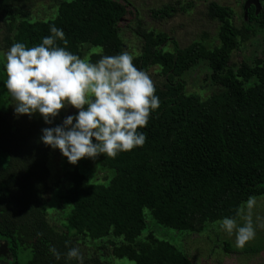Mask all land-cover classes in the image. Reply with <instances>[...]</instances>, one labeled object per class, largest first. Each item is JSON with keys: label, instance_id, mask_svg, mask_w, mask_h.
Wrapping results in <instances>:
<instances>
[{"label": "trees", "instance_id": "trees-1", "mask_svg": "<svg viewBox=\"0 0 264 264\" xmlns=\"http://www.w3.org/2000/svg\"><path fill=\"white\" fill-rule=\"evenodd\" d=\"M31 1L0 0L8 48L14 42L38 44L55 25L64 31L68 50L82 58L85 48H99L95 62L125 51L121 25L131 17L142 42L134 64L147 73L158 68L163 85L154 84L160 107L140 130L145 144L104 159L114 173L107 184L92 182L78 169L66 173L65 232H59L47 213L53 149L40 138L42 129L62 124L63 111L52 125L39 114L17 116L0 59V264H76L63 255L57 261L49 249L63 254L66 241L79 246L81 240H110L111 257L119 262L193 264L170 241L145 234V210L164 228L200 233L234 216L250 196H264V0H258L259 9L244 7L241 28L231 8L210 3L208 18L220 24L219 45L195 42L187 48L147 30L128 0H63L45 21L28 17ZM181 5L154 9L152 18L171 19L185 11ZM255 27L263 34L262 56L232 65V54L257 33ZM202 63L210 70L208 80L222 89L207 100L188 94L182 79Z\"/></svg>", "mask_w": 264, "mask_h": 264}, {"label": "clouds", "instance_id": "clouds-1", "mask_svg": "<svg viewBox=\"0 0 264 264\" xmlns=\"http://www.w3.org/2000/svg\"><path fill=\"white\" fill-rule=\"evenodd\" d=\"M49 32L38 44L14 42L3 53L4 85L15 114H39L45 124L52 125L64 109H76L78 114L67 116L62 124L42 129L40 138L74 166L85 158H115L142 147L147 137L140 130L160 107L149 74L135 66L128 51L91 62L68 50L62 29L51 25ZM256 203L257 198L250 196L234 216L218 221L223 232L235 235L237 248L243 249L256 236ZM65 247L63 254L54 246L49 251L57 261L63 255L68 262L84 264L79 246L66 241Z\"/></svg>", "mask_w": 264, "mask_h": 264}, {"label": "rangeland", "instance_id": "rangeland-1", "mask_svg": "<svg viewBox=\"0 0 264 264\" xmlns=\"http://www.w3.org/2000/svg\"><path fill=\"white\" fill-rule=\"evenodd\" d=\"M63 0H32L26 6V14L30 19L45 21L56 14L58 4ZM248 0H128L139 14L147 30L157 33H165L176 40L181 48H187L195 42H201L207 46L219 45L218 32L220 24L208 18V5L212 2L231 8L235 13L234 25L241 28L245 19L244 7ZM179 2L184 7V12L177 13L171 19L155 20L151 12L164 6H172L179 10ZM137 23L128 17L121 25V36L125 43V51L133 58L140 55L142 42L135 35ZM0 30V59L3 62V53L8 50L6 36L7 27L1 23ZM256 34L240 49L232 54L231 64L238 66L243 62L251 63L256 57L262 56L263 34L256 28ZM101 54L99 48L87 47L83 51V58L93 61L94 55ZM159 69L151 68L148 72L155 85H163V79L158 77ZM210 70L207 64L202 63L183 76L188 94L198 95L202 100H207L213 94L222 91L213 85L208 77ZM10 107L13 102L9 99ZM14 110V108H13ZM78 112L74 108L63 110L62 122L67 116H75ZM95 142V141H94ZM106 156L100 155L95 160L85 158L77 165L68 162L59 149L53 150L50 157L51 190L47 196L48 220L57 231L65 232L64 220L67 210H62L68 181L66 173L80 170L95 183L107 184L114 173L104 166ZM253 209V219L256 225V236L243 249L235 245V235L228 236L223 232L218 222L207 224L200 233L179 232L164 228L157 224L148 210H145L147 229L145 234L154 232L162 239L170 241L180 251L186 254L193 264H264V196H259ZM257 217L260 219L257 221ZM110 240L103 242L81 240L79 247L84 255L86 264H133L127 261H117L111 257ZM4 254V250L0 252Z\"/></svg>", "mask_w": 264, "mask_h": 264}, {"label": "water", "instance_id": "water-1", "mask_svg": "<svg viewBox=\"0 0 264 264\" xmlns=\"http://www.w3.org/2000/svg\"><path fill=\"white\" fill-rule=\"evenodd\" d=\"M251 4L255 5L258 9L260 8L258 0H248L245 4V8L247 9Z\"/></svg>", "mask_w": 264, "mask_h": 264}]
</instances>
